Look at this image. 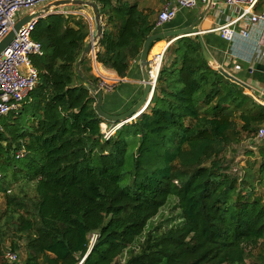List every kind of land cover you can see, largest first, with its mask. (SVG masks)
Masks as SVG:
<instances>
[{"label": "trees", "instance_id": "trees-1", "mask_svg": "<svg viewBox=\"0 0 264 264\" xmlns=\"http://www.w3.org/2000/svg\"><path fill=\"white\" fill-rule=\"evenodd\" d=\"M96 1L105 20L97 60L124 77L157 18L138 2ZM90 32L83 15L58 12L32 32L42 44L31 58L37 83L0 121V192L19 184L22 193H6L0 264H245L248 247L264 243V198L253 180L264 184V144L260 166L241 180L227 172L224 152L258 137L264 104L205 59L198 36H184L168 46L173 56L148 107L105 138L102 123L113 121L98 114L76 68ZM87 58L81 69L100 84ZM171 196L182 220L145 234Z\"/></svg>", "mask_w": 264, "mask_h": 264}, {"label": "built area", "instance_id": "built-area-1", "mask_svg": "<svg viewBox=\"0 0 264 264\" xmlns=\"http://www.w3.org/2000/svg\"><path fill=\"white\" fill-rule=\"evenodd\" d=\"M60 0H0V42L14 28L15 24L22 18L23 12L33 14L41 10L44 6ZM219 0H166L160 9L156 26L173 20L179 9L195 8L201 4L207 6H217ZM223 4L233 8L232 16L227 17V21L213 30L219 31L221 36L233 43L240 35L245 39L254 40L257 43L255 58L264 60V13L256 12L255 8L258 0H221ZM67 6V5H66ZM63 7V6H62ZM54 12L64 14H74L75 11L57 10ZM47 15V14H46ZM46 15H43L45 17ZM42 17H33L25 22L17 31L14 39L0 54V121L9 112L17 110L29 91H31L38 80V71L33 65L32 55L42 53V44L34 40L32 32ZM244 19H248L249 26L237 30L235 25ZM175 41L170 39L167 44L171 45ZM91 55L97 58L94 50ZM164 52L153 57L148 64V74L153 89L156 87L158 76L162 67ZM104 88H109L105 82L100 83ZM119 124L108 126L102 123V131L105 138L111 137ZM259 138H264V126L259 129ZM19 152L18 155H21ZM92 240L96 238L93 234ZM10 260H15L17 255L7 252Z\"/></svg>", "mask_w": 264, "mask_h": 264}, {"label": "crops", "instance_id": "crops-1", "mask_svg": "<svg viewBox=\"0 0 264 264\" xmlns=\"http://www.w3.org/2000/svg\"><path fill=\"white\" fill-rule=\"evenodd\" d=\"M92 1L96 2L98 8H100V4L96 0ZM165 1L166 0H163L161 8ZM63 7H66L63 10L79 12L85 18L86 13H89L90 10L89 8H87V10L85 7H82L79 10L67 8V6ZM255 10L258 13H264V0H258ZM232 13L233 8L224 5L221 0L218 1L217 6L201 4L195 8H181L173 20L158 26L155 32L185 28L199 19L197 28L214 60L230 73L247 82L264 98V60L255 58L257 43L254 40L245 39L240 35L233 43H231L224 39L219 31L213 30L219 25L225 23L227 17L230 15L232 16ZM26 15L28 14L23 12L22 18ZM101 21L102 26H104L105 20L102 15ZM248 26V19L239 21L235 25L237 30H242ZM170 39L171 37L156 41L151 47L149 59L152 60L153 57L161 52H164L165 55L169 46L167 43ZM262 46L264 47V42ZM97 49L98 47L95 48V51H97ZM88 57L91 58L92 65L90 73L99 77L100 83L105 82L109 85V88H103V107L105 110L114 114L123 113L142 97L145 85L139 58L132 59L128 74L121 77L116 71L99 62L97 58L94 59L91 54ZM154 90L155 88L151 90L152 94L154 93ZM256 147L257 145L252 146V148Z\"/></svg>", "mask_w": 264, "mask_h": 264}, {"label": "water", "instance_id": "water-1", "mask_svg": "<svg viewBox=\"0 0 264 264\" xmlns=\"http://www.w3.org/2000/svg\"><path fill=\"white\" fill-rule=\"evenodd\" d=\"M66 5H85V6H89L93 10L94 19L96 23V33L93 34L92 39H90V41L87 42L76 64V68L80 76L83 78V80H85L90 86H92L94 93L96 94V97H97V101L95 103L96 111L98 112L100 116H102L106 120L113 121L116 124H119V126H121L135 119L148 107L152 99V96H153L151 92V90H153V87H152V84L150 83V77H149L148 69H147L149 61H150L149 55H150V50H151V44L158 40H162L164 38H169V37H171L172 39L175 38V40H177L184 36H190V35L198 36L199 41L201 42V45H202L203 55L205 59L209 61L210 64L213 67H215L220 73H222L226 78L241 85L243 88H245L247 92L250 91L249 93L251 95H253L257 100L263 102L264 104V98L260 96L247 82L238 78L234 74L230 73L228 70H226L224 67H222L218 62L214 60V58L212 57V55L210 54V52L208 51L205 45V42L202 38L200 31L197 28L199 19H197L194 23H192L188 27L181 28L178 30H167V31L155 32L146 38L143 44L142 51L139 56V62L141 65L144 85H145L144 93L142 97L133 106H131L128 110L120 114H114L104 109L103 107V102H104L103 87L100 84H92V82L89 81L88 77L83 73L81 69L82 62L95 50V48L98 47L99 42L103 35L101 15H100L99 8L96 2L92 0H60V1H55L51 4L44 6L41 10L33 14H28L24 16L15 24L14 28L0 42V54L9 45V43L14 39L16 35V31L29 19L36 17V16L43 17V15L54 13L53 11L54 8H58V7L66 6ZM150 92L151 94L149 95Z\"/></svg>", "mask_w": 264, "mask_h": 264}, {"label": "rangeland", "instance_id": "rangeland-1", "mask_svg": "<svg viewBox=\"0 0 264 264\" xmlns=\"http://www.w3.org/2000/svg\"><path fill=\"white\" fill-rule=\"evenodd\" d=\"M131 3L138 2L139 6L143 9H147L148 11L152 12L151 18L155 19L158 16V13L161 9L163 0H127ZM85 7L86 9L89 8V13H86V19L88 20L90 24V36L88 40L92 39V35L96 33V23L94 19L93 12L89 6H83V5H73L68 6L67 8H74L76 10H79L80 8ZM66 7H58L55 8V11L65 9ZM88 10V9H87ZM74 14H80L79 12H76ZM93 31V33H92ZM193 36V35H190ZM166 39V38H164ZM152 52V51H151ZM173 50L167 51L164 55L165 61L168 58H172L173 56ZM150 56V55H149ZM87 66H91V58L89 60V57L87 58ZM93 74V73H91ZM95 76V74H93ZM249 93V92H247ZM256 99V98H255ZM257 100V99H256ZM260 102L259 100H257ZM262 103V102H260ZM105 123V122H104ZM107 124V123H106ZM113 124L117 125L115 122H112V124L108 126H113ZM262 141V138H245L243 137L241 141L236 142L232 145H230L227 150L224 152L225 155V163L227 172L234 177H238L240 180L242 177L245 176L246 173H248V170L252 168V170L255 172V170L260 166L261 164V156L259 154V148L262 144H264ZM253 145H257L256 148H252ZM256 174V173H255ZM257 184V191L259 194L262 195L264 198V184H261L259 181H256V175L254 176V179ZM25 197L28 199L33 200L35 195V190L32 186L28 185L25 187ZM7 194H17L22 195L20 192V186L19 184L16 186H13L10 191L6 192ZM5 192H0V219L2 218L3 212L6 210L7 207V198H6ZM181 210L178 207L177 199L174 196H171L168 200L167 204L164 205L159 213L153 217L149 222L148 226L145 230V234L148 231H162L166 230L173 225L178 224L181 221ZM144 234V236H145ZM94 236H92L93 238ZM6 245L8 246L11 241V237L7 236L6 238ZM20 248L18 250V254L20 255V258H25L26 256V250H25V241L19 240ZM137 244V242L135 243ZM264 253V243L262 240L259 241V243L255 246L248 247V256L246 259L245 264H260V261L258 262V256ZM9 258V257H8Z\"/></svg>", "mask_w": 264, "mask_h": 264}, {"label": "bare ground", "instance_id": "bare-ground-1", "mask_svg": "<svg viewBox=\"0 0 264 264\" xmlns=\"http://www.w3.org/2000/svg\"><path fill=\"white\" fill-rule=\"evenodd\" d=\"M161 54V53H160ZM150 57V56H149ZM248 92H250V91H248Z\"/></svg>", "mask_w": 264, "mask_h": 264}]
</instances>
